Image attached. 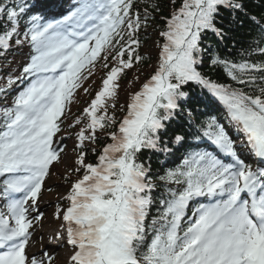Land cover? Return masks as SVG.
<instances>
[{
  "label": "snow or ice",
  "instance_id": "6c2138e0",
  "mask_svg": "<svg viewBox=\"0 0 264 264\" xmlns=\"http://www.w3.org/2000/svg\"><path fill=\"white\" fill-rule=\"evenodd\" d=\"M134 2L0 0V58L27 49L19 74L0 84V264H58L55 255L30 247L43 219L45 181L66 147L56 138L98 62L108 69L102 88L71 125H81L72 169L79 178L70 184L68 205L54 214L61 227L50 243L68 248L63 264H264V59L213 58L234 83L200 69L204 36L226 34L221 10L247 15L245 5L182 0L159 33L158 66L117 119L118 81L144 59L138 33L151 18ZM249 20L264 57V22ZM17 82L23 87L15 92ZM189 85L223 106L226 123L215 116L190 123L189 133L169 144L164 136L183 113ZM102 135L111 142L92 148L96 162H87L88 145ZM172 144L184 153L182 163L157 177L164 189L157 200L158 185L140 154L171 153ZM154 204L158 212L150 216Z\"/></svg>",
  "mask_w": 264,
  "mask_h": 264
},
{
  "label": "trees",
  "instance_id": "16d2710c",
  "mask_svg": "<svg viewBox=\"0 0 264 264\" xmlns=\"http://www.w3.org/2000/svg\"><path fill=\"white\" fill-rule=\"evenodd\" d=\"M242 2L245 5V12L247 15L239 12L233 13L229 9L221 10L219 22L224 25L226 33L222 40L212 33H207L202 41V47L205 49V52L203 58L204 62L201 64L200 69L209 78L221 83L234 82L227 77L221 67L212 65L211 60L217 55L236 62H240L241 60L259 62L264 59L256 48L257 43L260 42L257 29L249 20V16H254L257 20L264 22V0H242ZM181 3L182 0H135L134 10L138 11L142 17L145 11L151 13V18L148 21L147 27H142L138 33L141 45L153 35H158V33L165 26V18L170 17L173 11L179 9ZM261 46L264 47V43H261ZM245 50H249L250 54L245 55ZM17 51L18 50L13 48L6 55V57L0 58V76H13L18 73L10 68L12 64V61L10 60H12L13 54ZM148 64L149 61H147V58L144 57V59L139 64L134 65L132 69L125 70V73L123 74L124 76L121 77V80L126 77L128 72L134 69H139L143 66L149 67ZM109 65L110 67L113 66L111 56L109 57ZM107 72L108 69L103 67L102 62H98L96 67L91 71V74L97 81L102 80L100 82L101 88L103 79L106 77ZM194 87L195 85L185 87V91L188 93V96L193 92ZM195 91L197 93H202L196 103L192 104L189 100H187V102L182 105L183 113L178 115L173 121L169 122L167 134L164 136V140L168 141L169 144L172 143V137L174 135H184L183 133H185V128L189 127L190 123L200 122L198 111L203 107L202 103L205 100V91L198 86L195 87ZM97 93L98 92L92 95L91 101L95 98ZM108 110L109 113L112 114L113 109L109 108ZM189 111H191V117L188 116ZM116 116L117 119H119L120 116L122 117L121 114H116ZM189 142L192 143L193 141L189 138ZM104 144H102L99 140L96 143V146L102 147ZM176 148L177 146L172 144L173 150L171 153H159L152 150H144L140 154L141 162H143L146 166L150 165V175L154 182L158 185V187L154 189V198L157 200L158 194L164 190L159 186L161 182L157 179V177L166 170L175 168L173 165H168L171 163L164 165L167 162V159L171 158V156H175L178 160L177 162H174V164L179 166V164L182 163L183 152L177 151ZM96 159V154L89 150V155L86 157L87 162L95 163ZM157 212L158 206L157 204H154L152 206L150 216H155Z\"/></svg>",
  "mask_w": 264,
  "mask_h": 264
},
{
  "label": "rangeland",
  "instance_id": "374dc122",
  "mask_svg": "<svg viewBox=\"0 0 264 264\" xmlns=\"http://www.w3.org/2000/svg\"><path fill=\"white\" fill-rule=\"evenodd\" d=\"M131 80L135 82L134 76L131 77ZM140 81H141V78L137 79V82L133 83L132 88L130 89L128 88L122 89L120 96H122L121 99L123 100L122 101L123 105L126 104L127 99L129 98L132 91L137 89V87L140 84ZM59 143L62 145H66L65 151L61 154L62 155V160H61L62 166L57 168L56 164H54L52 168L54 170L57 169V171H59L60 173H64L65 172L64 169L66 167L74 164L75 158L71 152L70 146H76L77 144L76 134H73L72 136L63 139L62 141H59ZM75 180L76 179H67L64 182H60V181H53L52 178H48V180L45 182L46 189L54 188L58 190L54 193H42L41 200L39 202V208H40V212L43 213V219L42 221L38 222L37 226H41L42 230L45 232L47 236H49L50 234L57 233V230L61 227V221L57 220L54 214L57 212L58 206L59 208H65L67 206L66 205L67 200L65 199V197L69 191L70 184L74 182ZM63 201H64L65 206L63 205ZM37 239H38L37 236L33 237V242L31 245V250H32L31 253H35L39 255L44 250H42L36 244ZM58 248L59 247H56L54 249L53 248L49 249V253L57 257L58 264H63V262L67 259L69 255V250L67 247L62 246L61 251H58Z\"/></svg>",
  "mask_w": 264,
  "mask_h": 264
},
{
  "label": "bare ground",
  "instance_id": "6f19581e",
  "mask_svg": "<svg viewBox=\"0 0 264 264\" xmlns=\"http://www.w3.org/2000/svg\"><path fill=\"white\" fill-rule=\"evenodd\" d=\"M161 43H163V39H162V42ZM152 55H156L157 56V58H155V60L153 61V62H151V63H154L153 65H152V67H151V69H153L157 64H158V57H159V48H155V49H153L152 50ZM152 72H150V74H151ZM37 237L39 238L38 239V241H37V244L40 246V247H42V248H47L46 247V238L48 237V236H44L43 234H41V232H39V233H37ZM50 238H52V236H49ZM47 239H49V238H47Z\"/></svg>",
  "mask_w": 264,
  "mask_h": 264
}]
</instances>
